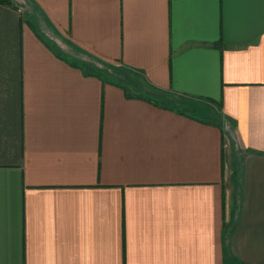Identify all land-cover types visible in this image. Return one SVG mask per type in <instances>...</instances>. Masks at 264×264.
I'll use <instances>...</instances> for the list:
<instances>
[{"label":"crops","instance_id":"obj_1","mask_svg":"<svg viewBox=\"0 0 264 264\" xmlns=\"http://www.w3.org/2000/svg\"><path fill=\"white\" fill-rule=\"evenodd\" d=\"M6 1L0 264H264V0Z\"/></svg>","mask_w":264,"mask_h":264},{"label":"trees","instance_id":"obj_2","mask_svg":"<svg viewBox=\"0 0 264 264\" xmlns=\"http://www.w3.org/2000/svg\"><path fill=\"white\" fill-rule=\"evenodd\" d=\"M2 2H7L11 6L13 5L10 1L2 0ZM50 48L55 51L53 47L50 46ZM55 52L57 53V51ZM100 64V66L82 64L80 67L87 72L98 76L106 83L121 88L127 94L128 98L140 97L158 106H164L167 108L171 107L172 95L150 86L144 74L140 71L125 66L121 62L116 64L100 62Z\"/></svg>","mask_w":264,"mask_h":264},{"label":"rangeland","instance_id":"obj_3","mask_svg":"<svg viewBox=\"0 0 264 264\" xmlns=\"http://www.w3.org/2000/svg\"><path fill=\"white\" fill-rule=\"evenodd\" d=\"M192 115L200 118V119H205L206 121H212V122H217V118L214 117L211 114H204L201 113L197 110H189ZM230 143H228V146L226 148V153H227V162H226V166H225V172H226V182L227 184H231V181H234L233 179V174L235 172L233 165H232V161H231V157H233V155H231V147H230ZM236 169V168H235ZM233 179V180H232Z\"/></svg>","mask_w":264,"mask_h":264}]
</instances>
